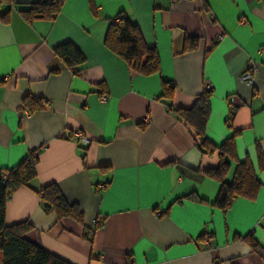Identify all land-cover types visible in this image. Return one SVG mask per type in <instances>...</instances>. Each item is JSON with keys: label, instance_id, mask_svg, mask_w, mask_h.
I'll use <instances>...</instances> for the list:
<instances>
[{"label": "crops", "instance_id": "obj_1", "mask_svg": "<svg viewBox=\"0 0 264 264\" xmlns=\"http://www.w3.org/2000/svg\"><path fill=\"white\" fill-rule=\"evenodd\" d=\"M93 1L95 14L88 0H65L53 20L31 22L1 7L10 11L0 21V168L38 156L36 177L7 199L5 223H30L25 238L70 264H264L235 238L251 234L264 249V0ZM119 12L156 48L158 74H137L103 44ZM184 37L198 47L183 53ZM67 42L85 58L78 73L53 54ZM251 63L248 85L241 75ZM162 81L181 108L211 83L205 135L219 146L237 132V162L248 160L260 182L254 199L237 197L226 212L211 205L220 184L202 171L218 166V153L198 150L193 129L159 99ZM26 96L46 108H21ZM75 129L92 143L76 144ZM235 168L231 161L226 182ZM51 183L82 222L44 211L38 191Z\"/></svg>", "mask_w": 264, "mask_h": 264}, {"label": "trees", "instance_id": "obj_2", "mask_svg": "<svg viewBox=\"0 0 264 264\" xmlns=\"http://www.w3.org/2000/svg\"><path fill=\"white\" fill-rule=\"evenodd\" d=\"M65 0H39L30 4L20 5L14 0H0V21L7 22L9 9L1 12V7L6 5L17 9L20 16L26 22L35 19L53 20L61 11ZM92 13H96V5L93 0H88ZM103 44L117 57L122 59L126 65L142 76L158 74L160 71L159 55L155 47L148 46L136 24L130 21L126 14L119 12L114 21L108 25ZM198 47L196 37H184L181 51L189 52ZM53 54L62 64L78 73L85 58L72 43H62L53 48ZM52 72H57L53 69ZM174 87L168 81L161 82V94L159 99L173 112L176 118L194 131V142L201 153H212L217 151L219 164L216 168H207L202 173L219 182V190L216 198L211 203L213 207L226 212L237 197L254 199L260 187L253 168L248 160L237 162L235 150V138L237 132L227 138L221 145L215 146L205 135V129L210 114L211 91H203L197 95L190 108L174 107L171 104ZM21 108L28 112L46 108L43 99H33L26 96L22 99ZM232 113L228 118L230 121ZM259 169L264 171V157L258 153ZM84 159V157H83ZM231 161L236 162V168L230 182L225 181ZM38 156L36 151H31L16 166L6 169L0 168V254L2 264H70L67 261L49 253L41 246L30 242L25 238L32 225L26 221L7 225L5 223V206L10 194L19 187L29 186L36 177V166ZM4 180V183H2ZM45 212H53L57 219L70 217L77 222H82L83 214L75 204H69L59 188L54 184L41 187L38 191ZM182 198L201 201L195 195L188 194ZM182 198L176 199L180 201ZM175 201V202H176ZM100 221H96L94 227L85 236L90 238L95 230L100 227ZM237 240L246 242L253 251L264 260V249L260 248L251 234L235 237ZM213 264H219L214 262Z\"/></svg>", "mask_w": 264, "mask_h": 264}, {"label": "built area", "instance_id": "obj_3", "mask_svg": "<svg viewBox=\"0 0 264 264\" xmlns=\"http://www.w3.org/2000/svg\"><path fill=\"white\" fill-rule=\"evenodd\" d=\"M257 66L255 64H250L247 69L243 72L241 75V81L245 82L248 85H252L254 83V77L257 73ZM204 90L206 91H211L212 90V85L208 81L204 83L203 86ZM228 102L230 104L233 103V98H229ZM233 111V108L231 109V112ZM70 138L79 145H90L92 143V140L87 137L86 135L83 134V132L79 129H75L72 131ZM2 183H4V180H2ZM206 240H208V237L206 236Z\"/></svg>", "mask_w": 264, "mask_h": 264}]
</instances>
